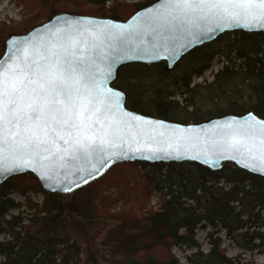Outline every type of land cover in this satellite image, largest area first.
<instances>
[{
  "label": "trees",
  "instance_id": "1",
  "mask_svg": "<svg viewBox=\"0 0 264 264\" xmlns=\"http://www.w3.org/2000/svg\"><path fill=\"white\" fill-rule=\"evenodd\" d=\"M12 1L23 6L29 14L14 25L1 23L0 59L10 36L24 35L59 14L126 21L136 12L159 0H142L138 3L114 0L109 8L106 7L108 0ZM241 34L247 37V44L230 48L235 59L240 62L238 65L231 54L215 52L213 43L195 49L188 55L197 56L199 68L184 75L181 80L183 85L177 88V92L168 93L162 88L155 92L152 100L140 98L146 92L142 91V85L135 80L140 81L153 75L162 79L168 73L162 63L123 66L118 71L115 86L126 91L128 108L145 116L199 124L224 116V111L237 115L240 114L235 110L237 101L230 97V107L227 110L220 107L216 113L208 114L193 110L187 112L185 120L178 121L181 112L174 106L178 104L175 97L187 96L204 88L200 85L192 87V78L201 76L210 69L214 56L220 53L226 55L229 61L207 87L214 93L212 100H223L221 95H214L219 91L222 96H226V84L234 79H243L245 75L244 81L249 83L250 90L258 96V103L252 110L264 118V106L260 107V103H264V32ZM123 68L129 69L126 76L121 74ZM120 79L126 81L125 89L117 84ZM184 102L187 110L195 107L188 98ZM249 110L242 109L244 114ZM111 188L116 191L115 197L106 195V191ZM4 189L8 191L4 192ZM12 192L44 195L40 204L30 199L27 201L29 209L34 210L31 222L43 221L45 225L57 228L67 221V215L80 217L86 223L95 219L112 221L113 225L103 242L112 257L108 261L110 264H181L173 253L175 246L195 249L196 252L188 256L189 262L193 264H241L227 256L222 248V241L218 236L215 237L218 228L223 229L229 239L245 240V248L248 250L256 248L249 245L248 240L258 239L260 247L264 246L263 177L230 166L211 171L191 162L151 164L136 161L113 166L103 177L70 195L44 191L38 179L31 174L8 179L0 187V230L11 233L14 242H0V254L6 258L3 264H76L73 261L80 253L76 242L71 243L56 232L43 239L34 237L20 241L19 233L15 230L28 218L19 215L7 219L12 210L22 207L10 198ZM155 194H159L161 203L157 211L149 207L151 197ZM123 200L130 204L128 210L113 212L117 203ZM252 219L258 224L259 231L263 230L256 232L254 236L242 232ZM198 229L209 230L211 249L207 254L201 251V246L196 241Z\"/></svg>",
  "mask_w": 264,
  "mask_h": 264
},
{
  "label": "snow or ice",
  "instance_id": "2",
  "mask_svg": "<svg viewBox=\"0 0 264 264\" xmlns=\"http://www.w3.org/2000/svg\"><path fill=\"white\" fill-rule=\"evenodd\" d=\"M210 25L264 28V0H162L130 29L65 20L34 42L13 44L11 55L0 60V173L12 171L10 157L36 161L49 179V172L97 170L112 149L139 134L120 94L102 87L133 37L142 45L144 36L163 41ZM163 47L131 50L155 56ZM223 127V146L258 161L264 171V121Z\"/></svg>",
  "mask_w": 264,
  "mask_h": 264
},
{
  "label": "water",
  "instance_id": "3",
  "mask_svg": "<svg viewBox=\"0 0 264 264\" xmlns=\"http://www.w3.org/2000/svg\"><path fill=\"white\" fill-rule=\"evenodd\" d=\"M161 2L162 0H159L136 12L126 21L105 17L59 14L27 34L10 36L6 40L5 52L0 60L11 55L13 44L19 45L24 41L34 42V38H40L41 34L45 33L46 27L62 24L65 20H71L73 23L91 20L94 25H118L130 29L137 18L153 12ZM230 32L258 33L264 32V28L249 29L239 25H220L219 27L210 25L193 30L191 33H176L172 38L163 41L158 36H144L142 45L139 39L133 37L130 50L125 53V57L112 64V75L104 81L102 87L120 94L121 108L127 114V118L132 120L133 132L139 133L136 138H126L121 147L112 149L111 152L114 154L108 156L104 165H97V170H93L91 174L88 171L77 172L73 168V174L67 176L64 170H60L57 175H52L49 172L48 176H51L49 179L45 176V169L36 161L28 163L23 158L10 157L7 163L12 167V171L0 173V187L13 176L31 174L38 179L44 191L70 195L103 177L113 166L136 161L151 164L191 162L211 171H219L225 166H230L264 178V171L260 170L261 165L258 161H253L246 154L223 146L224 134L227 131L223 126L230 123L242 124L244 121H264V118L254 110H249L244 115L228 114L199 124L171 122L130 110L127 106L126 94L114 85L118 71L123 66L135 63L145 65L164 63L166 71H173L192 51L211 44ZM154 43L164 45L159 50V54L155 56L143 55L139 51L131 50L133 46L151 48ZM84 179L88 182L84 183ZM65 188L70 190H64Z\"/></svg>",
  "mask_w": 264,
  "mask_h": 264
},
{
  "label": "rangeland",
  "instance_id": "4",
  "mask_svg": "<svg viewBox=\"0 0 264 264\" xmlns=\"http://www.w3.org/2000/svg\"><path fill=\"white\" fill-rule=\"evenodd\" d=\"M114 0H108L106 7L109 8ZM125 1L126 3H138L142 0H120ZM29 12L23 7L16 4L12 0H0V25L1 23H6L7 25H14L20 23ZM237 33V34H235ZM27 34V33H26ZM247 37L242 36L241 32H230L221 36L215 42H213V50L215 52H226L231 54L233 61L238 65L240 62L236 60L235 54L231 53L230 48L235 45L247 44ZM234 48V47H233ZM197 56L188 55L183 58V60L176 66L173 71H168V73L162 79L159 76L153 75L148 78H144L140 81L135 80L136 83L142 85L141 89L143 92H146L145 95H141V99L146 101L152 100L155 95V92L164 88L166 92H177V88L182 86L181 80L185 74L192 72L194 69L199 68L197 63ZM229 61L226 58V55L217 53L212 61L211 68L203 73L201 76H194L192 78V87L193 86H203L201 90L194 91L189 93L187 96H176L175 100L178 104H174L179 111L181 112V117L178 121L185 120L187 112L196 110L203 114H208L210 112H217L221 107L224 110H227L230 107L231 97L233 100L237 101L236 112H240L237 115H243L245 111L243 110H252L253 106H256L258 103V96H256L249 88V83L244 81V77L234 79L228 82L226 86L228 93L226 96H222L221 92H217V95H221V99L212 100L213 94L211 90L207 89L208 85L214 81L215 75L220 72ZM160 64V63H159ZM164 64V63H162ZM165 65V64H164ZM230 65H232L230 63ZM238 69V68H237ZM129 73V69L123 68L121 74L126 76ZM119 87L125 89L126 81L120 79L117 83ZM115 85V83H114ZM116 87V86H115ZM208 90V91H207ZM126 93V91H123ZM216 94V93H215ZM188 98L190 102L195 104V107H190L186 109V103L184 99ZM219 98V97H218ZM174 100V99H172ZM201 102V103H199ZM197 104V105H196ZM240 105V106H239ZM264 103H260V107H263ZM242 111V112H241ZM228 112L224 111V116L228 115ZM235 115V114H234ZM155 117V116H154ZM179 123V122H178ZM7 192V189L3 190ZM107 196L115 197L116 191L111 188L106 191ZM10 198H12L16 203L21 204V208L12 210L9 213L7 219H10L12 216H19L22 218H28L24 220V223L21 227L15 230L16 233H19L20 241L24 239L29 240L30 238L39 237L40 239L45 238L48 234L56 232L61 236L69 239L71 243L76 242L80 247V253L75 257L74 261L76 264H110L109 260L112 259L109 250L103 245L104 238L108 230L112 227L113 222L105 219H95L91 222L86 223L80 217L76 216H65L67 221L63 222L62 226L54 228L52 225H45L43 221L31 222L32 215L34 210L29 209L27 201L30 199L32 202L41 203L44 199V195L39 193L35 194L32 192L23 195L20 192L10 193ZM130 204H127L124 200L119 201L113 210L117 212L120 210H128ZM155 211L159 210L161 207L160 196L155 194L151 197L150 206ZM245 220L247 218L245 217ZM259 231L258 224L252 219L248 221L246 230L242 232H247L250 236H254L256 232ZM208 229H198L196 232V241L201 246V251L204 254H207L210 249ZM259 232H263L260 230ZM219 237L222 241V248L226 251L227 256L241 264H264V246L260 247V240H248L249 245L255 246L256 248L251 251L245 248L246 241L237 238L229 239L223 229L218 228V231L215 232V237ZM13 235L7 231L0 230V242L13 241ZM196 252L195 249H186L185 247L175 246L173 248V253L179 259L181 264H193L188 260V256ZM6 258L0 254V264L5 262Z\"/></svg>",
  "mask_w": 264,
  "mask_h": 264
}]
</instances>
